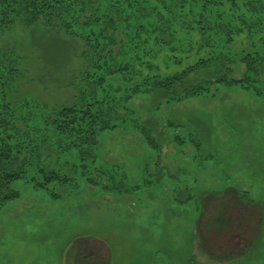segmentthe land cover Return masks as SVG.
Instances as JSON below:
<instances>
[{
	"label": "rangeland",
	"instance_id": "1",
	"mask_svg": "<svg viewBox=\"0 0 264 264\" xmlns=\"http://www.w3.org/2000/svg\"><path fill=\"white\" fill-rule=\"evenodd\" d=\"M52 30L19 25L1 37L21 58L23 75L10 95L20 106L28 98L47 110L71 106L83 87L84 44ZM149 100L133 104L143 122H158L166 133L162 151L128 128L103 138L97 159L106 177L117 173L144 194L119 200L83 184L78 191L57 187L63 199L53 200L19 182L23 200L0 208V264H264V101L216 85L202 100L159 112ZM238 190L256 203L240 202ZM190 193L196 199L187 201ZM221 210L232 228L211 231Z\"/></svg>",
	"mask_w": 264,
	"mask_h": 264
},
{
	"label": "trees",
	"instance_id": "2",
	"mask_svg": "<svg viewBox=\"0 0 264 264\" xmlns=\"http://www.w3.org/2000/svg\"><path fill=\"white\" fill-rule=\"evenodd\" d=\"M19 25L82 41L89 67L74 104L47 110L10 97L23 75L21 58L1 37ZM215 85L264 101V0H0V208L23 200L17 184L24 181L53 200L63 199L57 187L78 191L83 184L102 196L136 199L141 187L117 173L106 177L98 165L102 139L131 128L160 153L166 133L158 122H143L133 100L147 97L159 112L202 100ZM188 140L198 157L200 146ZM173 141L185 143L182 136ZM190 194L187 201L196 199ZM237 196L256 203L246 191ZM209 228L230 231L231 218L221 210Z\"/></svg>",
	"mask_w": 264,
	"mask_h": 264
}]
</instances>
